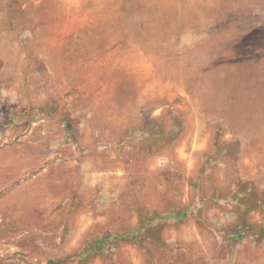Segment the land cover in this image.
Returning <instances> with one entry per match:
<instances>
[{"label":"rangeland","instance_id":"rangeland-1","mask_svg":"<svg viewBox=\"0 0 264 264\" xmlns=\"http://www.w3.org/2000/svg\"><path fill=\"white\" fill-rule=\"evenodd\" d=\"M0 264H264V0H0Z\"/></svg>","mask_w":264,"mask_h":264},{"label":"trees","instance_id":"trees-1","mask_svg":"<svg viewBox=\"0 0 264 264\" xmlns=\"http://www.w3.org/2000/svg\"><path fill=\"white\" fill-rule=\"evenodd\" d=\"M126 235H122V236H120V238H128V237H125Z\"/></svg>","mask_w":264,"mask_h":264}]
</instances>
